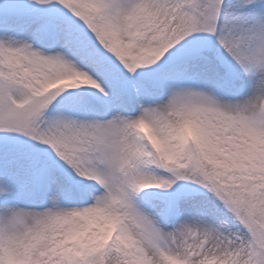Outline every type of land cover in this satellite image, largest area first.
Here are the masks:
<instances>
[{"label":"snow or ice","instance_id":"obj_1","mask_svg":"<svg viewBox=\"0 0 264 264\" xmlns=\"http://www.w3.org/2000/svg\"><path fill=\"white\" fill-rule=\"evenodd\" d=\"M0 264H264V0H0Z\"/></svg>","mask_w":264,"mask_h":264}]
</instances>
